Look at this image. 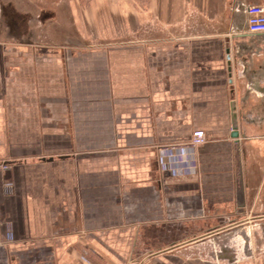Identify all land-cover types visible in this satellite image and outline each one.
Returning a JSON list of instances; mask_svg holds the SVG:
<instances>
[{"label": "crops", "instance_id": "obj_1", "mask_svg": "<svg viewBox=\"0 0 264 264\" xmlns=\"http://www.w3.org/2000/svg\"><path fill=\"white\" fill-rule=\"evenodd\" d=\"M262 3H3L0 264H264Z\"/></svg>", "mask_w": 264, "mask_h": 264}, {"label": "built area", "instance_id": "obj_2", "mask_svg": "<svg viewBox=\"0 0 264 264\" xmlns=\"http://www.w3.org/2000/svg\"><path fill=\"white\" fill-rule=\"evenodd\" d=\"M246 32L251 34L264 33V3L252 4L246 8ZM206 140L203 130L195 131L192 138V145H199ZM7 168V165H3Z\"/></svg>", "mask_w": 264, "mask_h": 264}, {"label": "water", "instance_id": "obj_3", "mask_svg": "<svg viewBox=\"0 0 264 264\" xmlns=\"http://www.w3.org/2000/svg\"><path fill=\"white\" fill-rule=\"evenodd\" d=\"M248 36H250L252 39L254 40H257V41H264V33H258V34H248ZM244 37V36H243ZM246 37V36H245ZM228 51V64H229V72H230V82L232 83L233 82V75H232V70H233V65H232V62H233V59H232V56H231V53H230V48L227 50ZM232 107L233 109L235 110V105L232 104ZM233 132H232V135L234 137H238L240 135V130L238 128V124H237V115H236V112L235 114H233ZM243 202L244 203V192H243V188H241V192L239 194V203Z\"/></svg>", "mask_w": 264, "mask_h": 264}, {"label": "rangeland", "instance_id": "obj_4", "mask_svg": "<svg viewBox=\"0 0 264 264\" xmlns=\"http://www.w3.org/2000/svg\"><path fill=\"white\" fill-rule=\"evenodd\" d=\"M32 1H36V2H39V1H43V0H32ZM52 1H60V0H52ZM64 1H70V0H64ZM20 2H30V0H0V6L3 4V3H9V4H12V3H20ZM65 12V11H64ZM67 12V11H66Z\"/></svg>", "mask_w": 264, "mask_h": 264}]
</instances>
